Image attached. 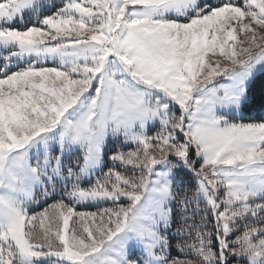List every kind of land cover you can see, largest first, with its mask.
<instances>
[{
    "label": "snow or ice",
    "instance_id": "6c2138e0",
    "mask_svg": "<svg viewBox=\"0 0 264 264\" xmlns=\"http://www.w3.org/2000/svg\"><path fill=\"white\" fill-rule=\"evenodd\" d=\"M0 264H264V0H0Z\"/></svg>",
    "mask_w": 264,
    "mask_h": 264
},
{
    "label": "rangeland",
    "instance_id": "374dc122",
    "mask_svg": "<svg viewBox=\"0 0 264 264\" xmlns=\"http://www.w3.org/2000/svg\"><path fill=\"white\" fill-rule=\"evenodd\" d=\"M49 203H50V201H49ZM44 206H46V205H44V204H42V205H40V207H33V209H32V211L33 212H38V211H40Z\"/></svg>",
    "mask_w": 264,
    "mask_h": 264
},
{
    "label": "trees",
    "instance_id": "16d2710c",
    "mask_svg": "<svg viewBox=\"0 0 264 264\" xmlns=\"http://www.w3.org/2000/svg\"><path fill=\"white\" fill-rule=\"evenodd\" d=\"M256 93H257V97H258L259 96V93H260V85L259 84H257Z\"/></svg>",
    "mask_w": 264,
    "mask_h": 264
}]
</instances>
